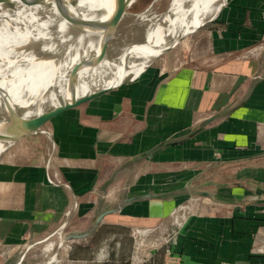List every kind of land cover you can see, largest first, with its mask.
Segmentation results:
<instances>
[{"label":"crops","instance_id":"1","mask_svg":"<svg viewBox=\"0 0 264 264\" xmlns=\"http://www.w3.org/2000/svg\"><path fill=\"white\" fill-rule=\"evenodd\" d=\"M213 19L187 59L162 58L131 83L53 117L43 126L48 135L3 152L0 264L48 251L45 264H264V0H225L205 23ZM140 195L152 197L60 244Z\"/></svg>","mask_w":264,"mask_h":264},{"label":"bare ground","instance_id":"2","mask_svg":"<svg viewBox=\"0 0 264 264\" xmlns=\"http://www.w3.org/2000/svg\"><path fill=\"white\" fill-rule=\"evenodd\" d=\"M224 2L169 0L166 10L148 22L143 43L124 49L112 62L95 63L116 0H52L36 6L1 0L0 128L18 108L20 120L32 119L44 107L55 108L134 78L176 39L216 16ZM75 70L79 79L59 91ZM6 146L0 141V157Z\"/></svg>","mask_w":264,"mask_h":264},{"label":"water","instance_id":"3","mask_svg":"<svg viewBox=\"0 0 264 264\" xmlns=\"http://www.w3.org/2000/svg\"><path fill=\"white\" fill-rule=\"evenodd\" d=\"M22 5L24 6H36V5H47L49 2H51L52 0H18ZM137 0H116V8L115 11L111 17V19L109 20V22L106 25L107 28V33H106V38L103 41V44L101 46V50L99 53V56L95 59V63H99L101 62V60L106 58V53H107V47H108V43L109 41L113 38L114 32L117 28V25L119 24V22L121 21V19L125 16L126 11L136 2ZM0 4H1V0H0ZM212 21V20H211ZM204 25V24H203ZM203 25H201L200 27H197L195 29L199 30ZM194 31V32H195ZM189 35H192L191 33H186L182 36H180L178 38V40L173 44L170 45L168 47H166L165 49H163L161 52H159L154 61L151 62V64L148 66V68L150 66L153 65V63L159 59L160 57H162L164 54H166L169 50H172L181 40L185 39L186 37H188ZM95 63H93L92 65H94ZM147 68V69H148ZM74 73L72 74L73 76L71 78H69L67 81H65V84H62L59 88V91L61 89H63V87L67 88L70 85H72L73 83H75L79 77L78 76H74L75 71H73ZM135 80V79H134ZM134 80H128L125 81L123 83H119L116 86H111L109 88H105L103 90L97 91L95 93L89 94V95H85L81 98H77V99H72L66 103H63L62 105L55 107V108H50V107H44V109L39 112V114L35 115L32 119H28V120H20L21 117H16V114H14V116L11 118L10 123L7 124L6 127H4V129L0 128V141H3L7 146H6V150H8L10 147H12L14 144H16L17 142L26 139L28 137H32V136H36L39 134H47L46 131L43 130V126L50 121L53 117H55L58 114L63 113L66 110L72 109L74 107H77L81 104L87 103L97 97H99L100 95L121 87L123 85H126L127 83H131ZM54 90H57V88H55ZM58 91V90H57ZM60 95V93H59ZM228 112H224V113H219L216 115H213L212 117L206 119L204 122H202L199 126H197L193 131H191L190 133H188L187 135H184L181 138H177V139H171V140H166L163 141L157 145H155L154 147L148 149L147 151L142 152L141 154L137 155L135 158L131 159V161L129 163L131 164H136L139 163L141 161H143L144 159H146L147 157H149L150 155H152L153 153H155L156 151L162 149V148H166V147H170V146H174L178 143H180L181 141H183V139H187L189 136L202 131L204 129V127H206L207 125H209L210 123H212L213 121H215L216 119L220 118L221 116H225L227 115ZM4 151V152H5ZM115 176V173H113L102 185L101 190H105L112 182L113 178ZM151 195H140V196H135V197H131L128 199H123L122 201H120V203H118L115 208L109 209L107 211L102 212L94 221L92 227L85 233L83 234H78V235H65L63 237V239L60 241V244H62L64 241L67 240H73V239H79V238H84L88 235H90L98 226V224L102 221V219L111 213H115L117 211H119L121 209V207L127 203L136 201V200H141V199H146V198H151ZM154 197H158V196H154ZM51 264V262L49 263Z\"/></svg>","mask_w":264,"mask_h":264},{"label":"rangeland","instance_id":"4","mask_svg":"<svg viewBox=\"0 0 264 264\" xmlns=\"http://www.w3.org/2000/svg\"><path fill=\"white\" fill-rule=\"evenodd\" d=\"M168 2L169 0H137L126 11L125 16L121 19V21L117 25L113 38L108 43L107 53H106L107 60L109 62H112L121 54V52L124 49L128 48L129 46L143 43L146 37V32H147L146 30L148 29L147 28L148 22L151 23L153 19L158 17L160 14H162L166 10ZM144 15H146L147 18L143 17ZM214 21L215 19L205 23L199 30L196 31L194 30L195 32L194 31L187 32L189 34L191 33L192 35H189L185 39L181 40L172 50H169L166 54H164L162 57L157 59L153 63V65L157 64L164 57H166V61L169 63L173 62L176 57L178 60H182L185 58L187 59V56L190 54L189 47L191 43L196 42L197 38L200 39L199 36H201V34L204 33V31L208 28V26ZM176 41L177 39L175 40V42ZM146 70L147 69H145V71ZM16 106L17 105H15V107ZM15 113H16V117L18 116L21 117V111H19V108ZM26 139H27L26 141L33 142V141H37L40 138L28 137ZM157 182H159L160 185H166V183H164L162 180L154 181V183ZM50 242L53 243L51 248L54 249L57 246V238H54V241H50ZM45 246H47V243L45 245L35 246L33 249H31L28 252L27 258L29 255H32L34 253H39V250L43 249ZM50 257H51V251H48L45 255H41L40 257L35 258V260H31V261L29 260L30 262H28V260H25L21 264H27V263L45 264Z\"/></svg>","mask_w":264,"mask_h":264}]
</instances>
